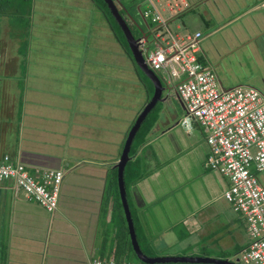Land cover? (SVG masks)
<instances>
[{
    "label": "crops",
    "instance_id": "obj_1",
    "mask_svg": "<svg viewBox=\"0 0 264 264\" xmlns=\"http://www.w3.org/2000/svg\"><path fill=\"white\" fill-rule=\"evenodd\" d=\"M252 2L250 6L247 0L194 2L204 7L203 12L207 15V19L203 17L199 21L197 19L198 26L194 31L203 32L202 27L210 28L207 37L203 32L201 43L207 62L211 63L206 53L208 46L204 45V38L207 39L219 32L222 34L219 40L225 49L240 50L255 47L259 48L255 51V55L264 57L258 43L261 40V45L264 46V0H252ZM208 3L213 13L210 9V12L206 9ZM122 5L117 2L118 10L122 11L125 21L138 41L145 32L139 37L134 35L133 30L140 29V25ZM24 6L23 9L10 8L0 12L1 19L11 18L13 15H21L26 19L25 24L18 19H10L8 29L2 30L19 42L15 52L23 53L21 50L25 45V53L8 56L5 47L0 53V155L7 154L11 159L21 161L34 170L62 168L66 173L62 182L59 205L54 213L48 212L37 202L26 198L23 192H18L12 181H0V264H91L93 259L108 258L114 251L116 243L114 238L121 220L116 198L118 181L113 184L111 174L117 167L115 166L116 163L118 164L117 161L119 163L122 161L123 154L127 150V139L143 111L149 107L130 142L126 165L130 161L138 162L144 157L147 159L149 157V163L143 162V164L145 169L148 167L149 171H153L150 183L143 190L133 183L131 191L139 215L134 212L136 222L140 223L138 218L142 220L146 216L149 233L153 230L156 212L153 209L151 213L147 211L148 206L143 203L142 197H148L154 203L156 199L159 200L157 195L155 196L157 188L152 186L154 179L159 180L157 176L161 177V171L173 161V156L168 155V162L162 163L161 157L165 151L162 149L156 151L148 145L149 142H152L153 138L165 136L174 128L178 129L183 141L185 134L188 138H195L202 131L197 125L192 134L187 131L182 124L187 114L184 102L175 90L178 101L171 95L173 87L165 80H161L162 78L161 85L159 87L155 85V95L150 99L151 90L147 82L152 81L155 84L154 80L141 69L135 57H131L116 37L110 19L96 0H29ZM167 6L169 11L174 13L171 18L165 16L171 24L176 14L181 12L180 9L189 5L185 1L183 6L178 3L173 5L168 3ZM227 25L234 26L233 32ZM176 29L180 31L179 27ZM194 31H186L182 34ZM28 48L30 50L27 53ZM116 55L117 65L114 63ZM99 56L104 58L101 59ZM237 58L241 59L242 56ZM218 63L223 62L221 60ZM240 63L246 66L243 59ZM93 64H101V69L110 72L111 78H116L120 84L98 87L96 79L102 73H98V76L93 75L92 69L95 66ZM131 68H134L135 74L148 93L143 98L142 106L138 111L133 101H122L123 93L122 89L120 90L121 84L131 85L128 82ZM112 69L114 72L111 71ZM20 70L23 74H20ZM142 72L145 73L144 76H147L148 81L141 77ZM228 73L231 77L226 81L218 76L220 85L225 89L247 82L246 79L237 80L230 68ZM16 83L17 86L13 87ZM81 83L83 86L78 87ZM89 85L95 86L94 91L98 92L97 95L92 92L81 94L78 98L77 89H86ZM21 87L23 90L20 89ZM119 90V93L115 92ZM20 92L30 99L28 98V103L24 104L21 98L20 103L24 105L17 106L15 100ZM99 95L109 97L104 101L103 106L99 105L102 101ZM161 102H165V111L161 118L154 124L153 131L150 134L146 133L147 140H142L139 145L136 144L138 139L142 138V134L139 136V130L143 123ZM87 104H92L94 107L87 110ZM179 105L184 109V115L178 113ZM114 108L116 112L111 113ZM80 111L83 116L80 115ZM115 116L116 121L120 116L124 124H121L112 136L110 125L104 121L109 119L112 121ZM97 117L103 121L101 124L98 123ZM130 121L133 122L129 129ZM152 125L150 129L154 126ZM133 145L135 150H132ZM86 146L88 149L96 148L92 155L86 152ZM151 161L152 165H150ZM186 165L188 168L182 167L177 174L174 173L177 179L181 178L183 173H188L184 188L180 185L175 188L177 192L184 193L185 196L182 198L181 194L178 196L181 201L184 200L183 206L186 207L184 220L182 219L184 232L179 239L183 241L192 237L190 241L195 247L194 249L191 247V250L195 252L154 256L218 257L207 251L211 248L222 249L224 252L223 250L232 249L237 245L241 246L247 240V235L240 230L242 226L237 213L221 196L225 186L223 180L207 170L205 165L207 173L204 172L203 175L200 174L193 179L191 175L196 173L190 170L189 162L186 161L184 166ZM175 170H177L176 165L173 171ZM174 180L172 179V184L176 185ZM173 203L169 202L172 208H174ZM170 205H164V210L160 211L161 219L170 218L168 214ZM222 227L230 229L231 234L226 235L224 232L216 234ZM158 237L151 238L153 245L159 241ZM199 240L206 245L204 247L206 250L199 248L195 243ZM200 250L206 251L207 254H201ZM168 263L219 264L209 261L179 260L165 264Z\"/></svg>",
    "mask_w": 264,
    "mask_h": 264
},
{
    "label": "built area",
    "instance_id": "obj_2",
    "mask_svg": "<svg viewBox=\"0 0 264 264\" xmlns=\"http://www.w3.org/2000/svg\"><path fill=\"white\" fill-rule=\"evenodd\" d=\"M143 15L156 22L153 40L140 39L147 63L182 99L190 119L198 124L209 144L206 167L228 179L224 196L248 221L249 246L239 260L264 264V93L253 86L225 89L214 66L207 62L203 33H174L153 0ZM40 180L7 154L0 156V180L15 179L49 211L56 209L64 171L43 170ZM91 264H135L125 259L95 258ZM141 264V263H140Z\"/></svg>",
    "mask_w": 264,
    "mask_h": 264
},
{
    "label": "rangeland",
    "instance_id": "obj_3",
    "mask_svg": "<svg viewBox=\"0 0 264 264\" xmlns=\"http://www.w3.org/2000/svg\"><path fill=\"white\" fill-rule=\"evenodd\" d=\"M154 1H155V4H157L158 7L161 9L163 14L168 18H171L170 16L174 15V13L169 11V7L167 6L168 3L172 4V5L175 3H178L181 6H183L185 1L188 2L189 6H187L185 8L184 7L181 8L180 9L181 12H179L178 15L176 14V17H174L175 19L172 20L171 24H170L171 28L175 31L178 30L176 28L179 27L180 28L179 32L181 34H182V32H186V31H194L195 28L198 26L197 25V19H198V21L201 19V17L207 19V15L203 12L204 7L195 4L194 2L196 0H154ZM121 2L124 5V7L127 8L128 12L134 16V17L133 16L132 17L135 18L140 25V29L136 28L133 30L134 35L136 37H139L142 34V32H149V26L145 23L146 18L143 16L142 12L144 9L151 7V2L146 1V0H121ZM252 3H253L252 0H247V4L249 6ZM208 5H209V3L206 4L205 7L210 12V10L212 11V8L210 7V5L209 6ZM212 13H213V11H212ZM99 15H101V14H99ZM2 18L3 19L0 18V32H1L0 33V53H2L1 51H3V49L5 47L6 48V54L8 56H14L15 54L18 55L20 53L19 52L16 53L15 51L18 48L19 42H17V39L15 37L10 36L8 33L3 32L2 30L8 29V27L10 25V19H16V20L18 19L19 21H23L24 24H25L26 19H25V17L23 18L21 15H18V16L13 15V16H11V18H9V17H2ZM227 26L230 29V31L233 32L234 26H232V27L230 25H227ZM12 28H14V27H12ZM202 29H203L204 35L207 37L206 34L209 32L210 28L202 27ZM220 35H222L221 32L207 38L209 40H207L206 37L204 38V45L208 46L206 48V53L209 57V60L213 64L214 68L216 69V72H217L219 78H221L223 81L228 80L229 77H231V75H229V73H228V69L230 68L234 72V75H235L237 80L246 79L247 82H245V84L256 86L257 88H259L264 93V57L255 55V51L259 48L246 47V48H243L240 50H237L236 48H226L225 49L222 46V42L219 40ZM150 39L152 40V35H150ZM258 43L261 47V50L264 53V46L261 45V40L258 41ZM29 50H30V48H28L27 53L29 52ZM21 51L23 53H21L20 55H24L25 45ZM240 55L242 56V58ZM236 56L243 59V61L246 62L245 63L246 66H243L240 63L241 59H238ZM99 57L101 59L104 58V56H99ZM117 59H118V57L116 55L114 58V61H115L114 63L116 65H117ZM221 60L223 63L219 64L218 62ZM58 61H60V60H58ZM127 61H129V60H127ZM56 65H58V62H56ZM93 65H95V64H93ZM226 68H227V70L225 71ZM113 70L114 69H112L111 71L114 72ZM131 70H132V72H130L128 74L131 76L129 78L130 81H128L131 83V85L121 84L120 90L122 89V93H123L122 94L123 95L122 101H126V100L127 101H129V100L133 101L135 104V108L138 111V109H140V107L142 106L143 98L148 93H146L145 86L138 79L137 74H135L134 68H131ZM92 71H94L93 75H97V76H98V73H102V75H100V77L96 79V81L98 82V87H100L101 85L112 86V85L120 84V81L116 80V78H114V79L111 78L112 75H110V72L107 73L106 70L101 69V64L95 65L94 68L92 69ZM20 74H23L22 70H20ZM141 75L140 76L143 79L147 80V78L144 76L145 73L142 72ZM98 80H100V81H98ZM248 80H249V82H248ZM151 82H149V83L147 82V84L150 85V90H151L150 91L151 92L150 99H152L153 98L152 96L155 95L154 94L155 93L154 92L155 84L152 82L153 83V85H152ZM230 84L232 85L234 83H230ZM16 86H17V83H16V85L13 84V87H16ZM80 86H83V84L82 83L79 84L78 87H80ZM74 88H75V85H74ZM20 89L23 90L22 87ZM105 89H106V91H109V90H107L108 88H105ZM94 90H95V86H93V85H89V87L86 86V89H83V88L77 89V91H78L77 96L79 98V96L81 94H89L92 92L97 95L98 92H96ZM120 90L115 91V92L119 93ZM15 91H17V89ZM20 93H22V92H20ZM20 93H18V95H17L18 98L15 100V105H17V106L18 105H24L25 103H28L27 99L29 97H26L25 94H23V93L20 95ZM171 95L177 99L173 88L171 91ZM21 98H22V101L24 104L20 103ZM107 98H109V97L105 98L104 96H100V100H102V101H100L99 105H102V106L105 105L104 101ZM177 101H178V99H177ZM92 107H94V105H92V104H87V106H86L87 110L92 108ZM178 107H179L178 113L180 115H184V113H185L184 109H182L181 105H179ZM109 111H108V113H109ZM164 111H165V102H161L160 104H158L155 107L154 110L151 111L152 117L149 118V120H146V122L149 121L147 124L149 126H151L152 123L154 122V120H156V121L153 123V125L156 124L157 121H159V119L161 118V115ZM115 112H116V109L115 108H114V110L112 109L111 113H115ZM128 112H130V109L128 110ZM80 115L83 116L81 111H80ZM92 115L94 116V114H92ZM70 116H71V114H70ZM115 118H116V116L114 117V119L112 121H111V119H109V121H104V122H106V124L110 125V129L112 131V133H111L112 136H114L116 130L120 127V125L124 124V121H122L120 116H118V121H116ZM97 121H99L98 123H100V124L103 122L98 117H97ZM132 122L133 121H130L129 129L131 128ZM154 127H155V125L152 127V129H148L146 131V133L149 132L148 134H150L153 131ZM184 139H185V141H183L181 139V136H180L178 129L174 128L170 131V133L166 134L163 137L161 136L159 138H153L152 142H149V144H148L149 146L156 149V151H158V152H159V149H162V151L163 150L165 151V152H163L164 155L161 157V162L164 164H166L168 162V159H169L168 155L173 156L172 163H170L166 168H164L161 171V177L157 176V174H155V176H157L160 179L159 180L154 179V185H152V186L157 188V192H155L156 193L155 196L157 195L159 200L156 199V202L154 203V201L150 200V198L142 197L143 203L146 204V206H148L147 211L149 213H151V210L153 209L156 212V216H154V218H156V220H155V224L153 225V230L151 233H149V231H148V230H150L148 227V222H147L148 218L146 216H144L142 218V220L140 217L138 218V220L140 222L143 223V221H144L142 226H143L144 230L146 231V233H148V234H146L147 236H149L151 238L152 236L158 237V235H160L158 237L159 241H157V244L154 243L155 245H153L151 247L152 252L154 254L157 253L158 255L183 254L185 252H187L189 254V253L195 252L193 250L195 246H190V244H189L192 237L186 238L183 241H180V239H179L180 238L179 236L184 232L185 226L181 222H182V219L184 217V209L186 207L183 206L184 200H182V201L180 200V197L182 198L183 196H185L184 193L183 192L182 193L177 192L175 190V188L179 185L181 188H184V185L186 184V183H184V181L186 180L188 173H183L182 177L179 179H177V177L174 175V173L177 174L178 173L177 171H180L182 169V167L188 168V165L184 166V163L186 161L190 163V166H189L190 170H192L196 173V174L191 175L193 179H196L200 174L203 175L204 172L207 173V170H205V168H204V163H205L207 154L209 152V144H208L205 136L202 133H199V135L195 138H188V136L185 134ZM145 140H147V137L145 138ZM186 142H187V145H186ZM194 146H195V148H193ZM191 148H193V149H191ZM188 149H190V150H188ZM94 150H96V148H89L88 149V147L86 146V152L88 154L91 153V155H92ZM118 158H120V156ZM117 162L119 164V161H117ZM140 162L141 163H143V162L149 163V157H148V159H147V157H144L143 160H140ZM116 165H117V163L115 164V166ZM150 165H152V161L150 162ZM175 165H176L177 170H175V172H174L173 169H174ZM43 169L44 170H59V169L63 170L62 168H43ZM143 169H142V171H143ZM138 173L143 174V175L137 182H135V185L139 189L143 190L150 183V181L152 179L153 171L152 170L149 171L148 167H146V169L143 171V173H141L140 171H138ZM172 179H175L174 181H175L176 185L172 184ZM260 179H261V183L264 185V171L260 174ZM195 185H193V188ZM132 186H133L132 183L128 185L130 200H131V204H132V208H133L134 212L138 215L137 204L135 203L136 201H135V199L132 195V192H131ZM155 188H154V190H155ZM179 194H181L180 197L178 196ZM143 196H145V195L143 194ZM169 202H174L173 203L174 208H172V206L169 204ZM166 204L170 205V209L168 210V214H170L171 219L168 218V219L163 220L160 218V217H162V214L160 211L164 210V205H166ZM186 205H188V204H186ZM149 226L151 227V223ZM227 231H228L227 227H222V228H219V230L217 231L216 234H221L222 232L225 233ZM241 231L243 232V230H241ZM150 244H152V243L150 242ZM191 247L193 248L192 250H191ZM198 247L202 248L203 250H206V248H204V247H206V245H204L202 243L200 245H198ZM200 252H201V254H205V252H203L202 250H200ZM208 252L210 254L215 255V256H223L222 249L214 250V249L210 248V250H208ZM129 256H130L129 257L130 260H132L134 262H139L136 259V257L134 255H132V253H130ZM168 264H171V263H168Z\"/></svg>",
    "mask_w": 264,
    "mask_h": 264
},
{
    "label": "trees",
    "instance_id": "obj_4",
    "mask_svg": "<svg viewBox=\"0 0 264 264\" xmlns=\"http://www.w3.org/2000/svg\"><path fill=\"white\" fill-rule=\"evenodd\" d=\"M29 0H0V12H4L7 11L10 8H15L17 10L18 9H23L24 3H26ZM96 2L98 3V5L104 10V12L106 13L107 17L110 19L113 29L115 31L116 37L121 41V43L125 46L126 50L128 51V53L131 55L132 58H134L133 53L131 51V48L129 46V43L127 41V38L120 26V24L118 23V21L115 19L114 15L112 14L107 2L105 0H96ZM140 69V67H139ZM147 77V76H146ZM150 116H152V112H150V114L148 115V118L146 120H149ZM143 123L141 129L139 130V136L142 134V138L138 139V143L136 144H141L142 140H145L146 138V131L148 129H150L151 126H149L147 123L149 121ZM140 141V142H139ZM136 148H134V145L132 146V150H135ZM144 164L140 162V160L138 162L134 161H130L127 165H126V169H125V180L126 183L129 184H133L135 182H137L143 174L138 173V171H140L141 173H143L144 171ZM143 169V171H142ZM112 181L113 184H116L118 181V168L115 167L112 170ZM117 190H119V184L117 185ZM117 200H118V207L120 209L119 211V217L121 222L119 223V228L117 229L116 232V238H114V240H116L115 243V250H116V257L118 258H123V259H128L129 261H132L129 259V254L132 253V255H134L136 257V259L139 262H142L136 252L134 251L133 248V244L131 241V237L129 234V228L127 225V219H126V215L124 212V208H123V204H122V200H121V196L120 193H118L117 191ZM117 215V217H118ZM122 223H123V228H122ZM113 224L115 225V222H113ZM137 235H138V240L139 243L141 245L142 250L144 251V253H146L149 256H154L157 253H153L151 250V247L153 246V240L147 236L146 231L144 230L142 224L137 222ZM144 240V241H143ZM150 242L152 244H150ZM239 247H236L235 250H238ZM208 252V251H207ZM207 252H205L207 254ZM234 253L233 251H224L222 252L223 256L221 257H229L231 256V254ZM220 257V256H219ZM134 262V261H132ZM174 264V263H171ZM186 264V263H184Z\"/></svg>",
    "mask_w": 264,
    "mask_h": 264
},
{
    "label": "water",
    "instance_id": "obj_5",
    "mask_svg": "<svg viewBox=\"0 0 264 264\" xmlns=\"http://www.w3.org/2000/svg\"><path fill=\"white\" fill-rule=\"evenodd\" d=\"M105 1L108 3V6L110 7L113 15L115 16L116 20L118 21L122 30L124 31V34L126 35V38L129 42L130 48L132 50V53H133L137 63L139 64L141 69L144 70L150 76V78H152L154 80L156 87L157 86L159 87V85H161V80H160L159 76L157 75L156 72H154L144 62V56L138 48L137 41L134 38L129 25L127 24V22L124 20V18L119 13L118 8H117L114 0H105ZM148 109H149V107H148ZM148 109H145L143 111V113L140 115V117L137 119L135 125L133 126L132 132L127 139V143H126L127 150H125V152L123 154L122 161L119 164H117L118 182H119V188H120V192H121L122 202L124 205V209H125L127 219H128V223H129V227H130V234H131V238H132V243H133V246H134V249H135V252H136L138 258L144 262L154 263V264H165L167 262H172V261H176V260L188 261V262L189 261H194V262H196V261H203V262L209 261V262H216L219 264H235V263L228 261V260H222V259H217V258H213V257H203V256H178V257L148 256L147 254H145L143 252V250H142V248H141V246L137 240V235H136V231H135V227H134V221H133L132 216H131V209H130V205H129V201H128V197H127L126 185H125L124 170H125L126 163L128 161V149L131 145L130 142L132 141V138L134 137L135 132H137V130L139 129Z\"/></svg>",
    "mask_w": 264,
    "mask_h": 264
},
{
    "label": "clouds",
    "instance_id": "obj_6",
    "mask_svg": "<svg viewBox=\"0 0 264 264\" xmlns=\"http://www.w3.org/2000/svg\"><path fill=\"white\" fill-rule=\"evenodd\" d=\"M147 1V0H146ZM114 2H115V4H116V6H117V2H119L120 4H122V2H121V0H114ZM153 2L155 3V1L153 0ZM157 7H158V5L157 4H155ZM147 9V8H146ZM158 9L160 10V12L162 13V16L164 17V19L166 20V23H167V25H168V27L170 28V30L171 31H173L174 33H177V34H179V35H185V34H180L179 33V31L178 30H173L172 28H171V26H170V22H169V20L165 17V15L163 14V12L161 11V9L158 7ZM119 11V10H118ZM144 11V10H143ZM119 13H120V11H119ZM121 14V13H120ZM142 14H143V12H142ZM121 16L123 17V15L121 14ZM144 16V15H143ZM115 17V16H114ZM124 18V17H123ZM125 20V19H124ZM146 24L149 26V32H145V34L143 35V36H141L140 37V39L141 38H143V37H148L149 38V40L151 41V39H150V35H151V33H153L152 31H151V29L154 27V26H156L157 25V23L156 22H154V21H152L151 19H147L146 18ZM128 24V23H127ZM197 31H201V30H197ZM195 32V31H194ZM202 32V31H201ZM189 33H193V32H189ZM203 33V32H202ZM204 37V36H203ZM135 38V37H134ZM140 39H138V41H137V44H138V48H139V50L142 52V54H143V56H144V62L154 71V72H156L157 73V75L159 76V78L161 79V76H160V74L157 72V71H155L148 63H147V61H146V54H145V52L141 49V47H140ZM152 40H153V38H152ZM132 51V50H131ZM139 65V64H138ZM162 80V79H161ZM243 86V85H247V86H252V85H248V84H238V85H235V86ZM235 86H233V87H235ZM253 87H256V86H253ZM229 88H232V87H229ZM229 88H227V89H229ZM175 90V89H174ZM182 124L184 125V127L187 129V131L190 133V134H192V132L194 131V127H195V125H197L198 126V124H196L195 122H193V121H191L190 119H187V120H184V118H183V120H182ZM199 127V126H198ZM200 128V127H199ZM201 129V128H200ZM201 131H202V129H201ZM202 133H203V135L205 136V134H204V132L202 131ZM205 138H206V136H205ZM208 154H209V152H208ZM208 154H207V157H208ZM3 155H5V154H3ZM3 155H0V156H3ZM207 157H206V160H207ZM13 160V159H12ZM206 160H205V163H206ZM14 162H20V163H22L27 169H28V171H29V173L31 174V175H34L35 177H36V179L37 180H40V175H41V171H43L44 169H40V168H38V169H36V170H34V169H31L28 165H26L25 163H23V162H21V161H15V160H13ZM205 163H204V165H205ZM205 167H206V165H205ZM118 168V167H117ZM126 168V167H125ZM206 169L207 170H209V171H211V172H213L216 176H218V177H220L222 180H223V182L225 183V186H224V188H223V190L221 191V196L222 197H224L225 198V196H224V192H225V189L227 188V185H228V179L226 178V177H224V176H221V175H219V174H217L216 172H214L212 169H209V168H207L206 167ZM63 171H64V176H65V170L63 169ZM262 173V172H261ZM261 173H259V180H260V183H261V179H260V174ZM64 176H63V180H64ZM125 177V176H124ZM63 180H62V182H63ZM0 181H12L14 184H15V189L18 191V192H23L24 193V195L26 196V198H28L29 200H31V201H34V202H37L39 205H41L37 200H35L34 198H32L23 188H19V187H17V185H16V182H15V179H13V178H10V179H3V180H0ZM118 184H119V182H118ZM262 184V183H261ZM125 185H126V190H127V197H128V201H129V205H130V209H131V216H132V219H133V221H134V227H135V231H136V235H137V222H136V218H135V214H134V211H133V208H132V204H131V200H130V197H129V189H128V184L126 183V180H125ZM263 185V184H262ZM264 186V185H263ZM61 189H62V185H61ZM118 193H120V196H121V192H120V188H119V190H118ZM60 194H61V190H60ZM60 194H59V198H60ZM117 196V195H116ZM117 198V197H116ZM226 199V198H225ZM121 200H122V197H121ZM227 201V200H226ZM230 203V202H229ZM118 204V203H117ZM122 204H123V202H122ZM231 204V203H230ZM58 205H59V199H58ZM58 205H57V207H56V209H54L53 211H49V210H47V208H45L44 206H42V207H44V209L45 210H47L48 212H50V213H54L56 210H57V208H58ZM231 206H232V208H233V210L237 213L236 215L240 218V224H241V226H242V229H240V230H243V233H245L246 232V235H247V240L243 243V244H241V246H239V245H237V246H235V247H232V249H228V250H223V251H233L234 253H232L231 254V256H229V257H221L220 256V258H219V256L218 257H213V258H217V259H222V260H228V261H231V262H236V263H238V264H245V263H243L241 260H239V257L241 256V254H242V252L244 251V249L246 248V247H248L249 246V243H250V240H251V238H250V235H249V229H248V221H247V219H246V216L241 212V211H239V210H237V209H235V206L234 205H232L231 204ZM123 208H124V205H123ZM120 210V209H119ZM124 212H125V209H124ZM125 215H126V212H125ZM126 219H127V215H126ZM184 220V219H183ZM183 220H182V222H183ZM181 222V223H182ZM141 224H143L142 222H140ZM185 223L187 224V221H185ZM127 225H128V228H129V234H130V227H129V223H128V219H127ZM122 227H123V223H122ZM230 229H228V231L227 232H225V234L227 235H229V234H231V232L229 231ZM193 232H195V231H193ZM196 232H198L199 233V231H196ZM198 233H195V234H198ZM130 237H131V234H130ZM152 238H154V236H152ZM137 240H138V235H137ZM131 241H132V238H131ZM237 241V240H236ZM138 242H139V240H138ZM195 243H197L198 245H200L202 242L199 240V241H196ZM133 244V243H132ZM140 244V243H139ZM189 244H190V246H193V245H195V244H193V243H191V241L189 242ZM141 246V245H140ZM236 247H239L238 248V250H235L234 251V249H236ZM133 248H134V246H133ZM134 251H135V249H134ZM144 252V251H143ZM206 252V251H205ZM146 254V253H145ZM206 254V253H205ZM149 256V255H148ZM203 257H205V256H203ZM111 258H116V259H123V258H118V257H116V250H115V248H114V251H113V253H112V255L110 256V257H108V258H100V259H111ZM94 260V259H93ZM125 260H127L128 262H132V261H129L128 259H125ZM142 261V260H141ZM133 263H135V264H154V263H147V262H144V261H142V262H133Z\"/></svg>",
    "mask_w": 264,
    "mask_h": 264
},
{
    "label": "flooded vegetation",
    "instance_id": "obj_7",
    "mask_svg": "<svg viewBox=\"0 0 264 264\" xmlns=\"http://www.w3.org/2000/svg\"><path fill=\"white\" fill-rule=\"evenodd\" d=\"M120 13L123 14L121 10H120Z\"/></svg>",
    "mask_w": 264,
    "mask_h": 264
}]
</instances>
